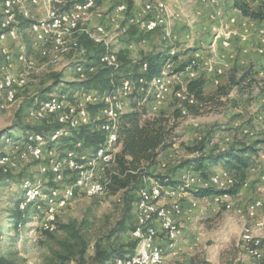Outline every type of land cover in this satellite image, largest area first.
Segmentation results:
<instances>
[{"label":"rangeland","instance_id":"rangeland-1","mask_svg":"<svg viewBox=\"0 0 264 264\" xmlns=\"http://www.w3.org/2000/svg\"><path fill=\"white\" fill-rule=\"evenodd\" d=\"M47 1L40 0L41 10L33 7L30 0H25L24 4L36 18L40 13H45ZM158 1L169 6L165 31H143L141 23L150 15L143 12L138 0H112L111 3L96 0V8L85 26L103 40L107 52L117 55L115 71L122 77L120 85L125 80L124 77L132 79L138 85V79L143 76L138 79L134 77L143 57L155 53L170 56L162 71L171 74L173 84H166L162 93L147 87L141 93L138 90L139 93L124 98L123 113L133 110L145 113L141 117V123L164 116L170 120L169 125L174 127L175 144L161 155L156 172H153L163 178V183L156 177H151L145 184L152 187L167 184L165 181L168 180L170 186L179 191V197L182 198L180 203H173V211L180 212V217L183 214L186 217L179 221L183 230H193L189 232L193 241L186 246L187 253L192 256L191 264H243L247 255L242 245V233L246 225H250L256 217L248 216V207L253 202L264 199V180H261L264 170V19L261 18L264 15V0ZM116 5H124L126 10L118 12L116 9L119 6ZM245 5L249 9L243 12ZM2 6L3 3L0 5V13ZM258 15L261 16L258 18ZM123 28L127 29L124 34L121 32ZM16 29L17 38L0 41V69L6 67L14 75L26 74L27 79L26 85L18 90L13 103L5 104L4 95L0 100V132L6 131L0 141V157H7L0 165V175L11 176L0 185V255L17 253L23 264H59L54 262L55 254L63 250L60 241L67 240L59 226L76 224L89 242L84 264H98L94 259L98 244L102 249L113 251L132 241L136 204H132L130 214L127 208L128 198L135 195V192H120L116 195L105 193L97 197L73 192L65 205L56 208V221L52 230L48 231L39 228L46 218L47 201H33L26 211L27 223L22 228L17 227L21 220L16 215L25 200V180H29L32 186L39 187L45 198L57 192L60 199L64 190L72 186L75 178L65 166L68 154L74 153V150H69L73 143L62 141L68 136L48 142L39 160H34L27 152L24 156L22 147L27 146V137L40 134L36 129L42 125L55 123L50 118L46 122L36 121L31 117L30 111L51 96H65L73 101L74 96L80 95L79 93L109 92H82L75 88L76 82L87 78L85 72L77 71V66L85 63L89 54L84 46H81L82 55H68L54 63L51 56L42 55L40 36L33 35L28 27H20L19 17ZM227 32H231L229 45L223 44ZM162 33H166L165 36ZM3 48L10 52V63L2 54ZM22 55L25 61L20 60ZM182 66L185 68L181 71ZM131 70L134 71L133 75L126 73ZM198 78L206 83L205 98L198 103L193 96L187 94L194 100L192 106L187 107L188 105L181 103L177 94L182 91L188 93L187 83ZM154 94H162L161 103L155 105ZM96 110L93 109L94 112ZM177 111L179 117L175 118ZM94 112L91 118L97 122L100 118L99 109L97 113ZM94 126V123L91 124V127ZM92 130L93 128L90 131L94 133ZM43 135L49 136L47 133ZM69 137H73V134ZM7 138L14 141L8 142ZM16 143L20 144L15 146ZM200 143H204L207 151L219 152L244 145L255 146V158L253 161L251 157L245 179L229 199L220 205H215L213 196L196 197L194 193L201 189L218 192L211 186L202 187V184L206 180V183L209 182V176L212 180L221 171L226 172L223 164L208 169L205 177L180 169V165L190 159L189 149ZM82 147L79 149L76 145L75 152L91 156L93 150ZM120 150L119 144L117 153ZM57 165L60 167L59 172L56 170ZM114 172L115 164L110 167L108 174ZM50 173L53 174L52 177ZM191 175L194 178L200 177L205 182L200 184L196 180L191 184L186 183ZM63 180L65 183L62 184ZM235 180L236 185L239 179L236 177ZM263 216L264 213L258 211L257 217ZM113 262L107 264H114ZM66 264H79V259L73 257Z\"/></svg>","mask_w":264,"mask_h":264},{"label":"bare ground","instance_id":"bare-ground-1","mask_svg":"<svg viewBox=\"0 0 264 264\" xmlns=\"http://www.w3.org/2000/svg\"><path fill=\"white\" fill-rule=\"evenodd\" d=\"M24 1L25 0L3 1V9H1L2 19L0 22V26L1 30L5 33L2 35L1 39L5 40V38L7 37L8 28L10 38H17L16 25L18 24V15H21L25 20L30 21L28 28L33 35L40 36V30H38L37 24L35 23L36 18L33 17L34 14L31 13V11L28 9L26 3L24 4ZM106 1L108 3L112 2V0ZM30 2H32V0H30ZM138 2L143 8V12L146 15H150L147 18L145 17L143 23H141L143 31L147 32V29H155V22L157 30L163 29L165 31L168 21L169 6L167 7L165 3L159 2L158 0H138ZM95 8L96 0H83L81 2L71 0H48L44 14L46 16H53L54 22H60V26H58V31L42 33L43 41H54L51 45H47L46 47L41 46L42 55H48L49 57L51 56L54 63H58V61H60L63 57L71 54H74L75 57H77V55L80 56L81 52H83L79 44L80 35H86L94 43L104 45L105 43L103 42V40L95 36L94 33L85 26V23L89 20ZM116 10L118 12H124L126 10V7H117ZM121 32H123L124 34L127 32V29L123 28ZM225 34L226 35L223 44L229 45L230 38L228 37V32ZM167 35H169V33H167ZM2 54L6 58L7 62L10 63V52L6 49H3ZM20 60L25 61L23 55L20 57ZM117 60V55L115 53H111L110 51L102 56L100 63L107 68H113L117 63ZM142 69L143 72H145V64L143 65ZM93 70L94 69H91L90 71ZM77 71L80 73L84 72L81 66H77ZM0 74L1 87L4 90H8L6 102L13 103L18 94V90L22 89L26 85V74L14 75L10 73L6 67L0 69ZM166 74L167 73L165 71H162L160 75L154 77L151 81L140 78L137 81L138 85H136L131 79L126 78V82L125 80L122 81L121 86L118 88V90L110 94H99L96 92H92V95H90V92L79 93L80 95L74 96L75 99H72L73 101H70L71 99L69 100L65 96H58V98H56L57 96H52L50 99L41 103L38 107L30 111L31 117L36 119V121H43L50 118L53 122H57L63 126L62 129L53 131L48 137H43L37 134H32L27 137L26 145L36 146V150L35 148L27 149V153L33 156L34 160H39L42 157L44 146L48 142H54L60 140L64 136H69L73 131L78 130L84 125H91L94 123L95 127L104 134L105 139L98 146V148L94 152H92L91 156H86L84 154L80 155L79 153L77 154L75 152V160H81L80 169L78 165H72L74 162V153L71 152L68 154L65 166H67L71 173L75 174V178L72 186L64 190V194L61 195L60 199H58L57 192L48 195L49 198H45L44 193L39 187H34L29 180H25L23 182L25 200L19 207L20 212H25L27 208L32 206L33 201L41 199L48 202L47 210L45 211V216L47 218L48 209H53L57 201L66 202L71 197L74 190L88 197H97L99 195L105 194L106 186L100 187V189H91V191L88 192L83 191V188L84 186L91 185V177L94 175V172H98V164H103L104 159L105 163L103 164V171H107L108 169H110V167L114 163L115 155L117 153V147L119 146L118 124L119 118L123 114L124 98L133 93H139L138 90H140L141 93V90L143 92L147 87L157 89L162 93L166 87ZM83 75L85 74L83 73ZM83 80L85 79H82L81 81ZM2 95L4 94L0 92V98L2 97ZM177 97L182 100L186 99L184 91L178 93ZM190 103H193V101H191ZM56 104L58 111H56L55 109ZM91 106L99 107L98 116L100 115V118L97 122L91 118L92 112L89 109ZM40 108H42V110ZM109 126L111 127L109 128ZM8 140V142H11L10 139ZM19 144L20 143H16L15 146H18ZM77 146L80 148L81 144L78 143ZM18 151H21V149ZM25 154L26 151L24 152V156ZM6 160L7 157L1 156L0 165L3 164ZM56 170L57 172L60 171L59 165L56 166ZM197 178L198 177L194 178V175H191L187 178L186 183L191 184V182H194L196 180L200 184L205 182L202 179L198 180ZM212 181H214V184L205 185V183L207 182L206 180V182L202 184V187L207 188L211 186L215 188V190L225 192L233 184L232 177L224 171H221V173L215 175L212 178ZM165 183L169 184L168 180L165 181ZM167 184H156L152 187L145 186L140 190L139 199L136 203L135 211L137 229L139 230L138 237L134 238V240H136L138 243L137 248L132 256H129L122 260H116L114 264H133L134 262H138V264H166V251L164 252V249L162 247L163 245L161 246L162 233L153 234V227L148 225L147 220H150L151 223L156 224L158 227H164L163 236H170V241L173 242V244L178 243L180 233L174 232V224L166 225L165 213H169V208L162 205L161 202L166 198L171 199V197L167 191H162V185L166 189H171V191H179ZM229 197V195H226V197L215 195L212 198L215 205H220L226 199H229ZM147 202L149 210L145 208L147 207ZM257 210L258 206H255L254 204H251L248 207V212L251 216H254ZM55 221L56 216L49 217L48 223H44V228L52 230ZM256 222L253 225H246V228L244 229L241 237L243 248L248 256V264H264V219L262 218V221ZM26 223L27 222L25 221L19 222L17 227L22 228L26 225ZM149 240H153V247L151 249H149ZM168 249L172 253L173 245H168ZM161 254H163L164 256L159 257V255ZM251 256L260 257L251 258Z\"/></svg>","mask_w":264,"mask_h":264},{"label":"trees","instance_id":"trees-1","mask_svg":"<svg viewBox=\"0 0 264 264\" xmlns=\"http://www.w3.org/2000/svg\"><path fill=\"white\" fill-rule=\"evenodd\" d=\"M3 1L4 0H0V5L3 3ZM79 1L81 2L83 0ZM248 9L249 8L247 7V5H245L243 12L247 11ZM260 16L261 15H258V18ZM18 17L21 28L24 29L26 27H29L30 21L25 20L23 17L20 18L19 15L17 16V18ZM261 18L264 19V15H262ZM1 19L2 14L0 13V20ZM4 33L5 32L1 30L0 26V41ZM79 44L80 46H84L89 53L87 61L79 65L82 67L85 74H87V78L84 81L76 82L74 85L75 88L82 92L91 90L109 92L99 94H110L116 92L115 89H117L120 85V81L122 78L121 75H119V73L115 71V67L107 68L100 63L102 56L107 53L106 47L94 43L86 35H81V37L79 38ZM169 60L170 56L162 53L150 54L143 57L141 62H139L138 71L135 73L134 79H138L140 76H143L140 78H144L147 81H151L154 77L162 73L163 67L167 64ZM144 64L146 65V70L145 72H142L141 67ZM184 68L185 66H182L181 71L184 70ZM91 69L94 70L92 72H89ZM126 73L133 75L134 71L131 70L127 71ZM205 84L206 83L202 78H198L194 81H189L187 83L188 93L185 94L184 91L186 99H180L181 103H184L186 106L188 105L187 107L192 106L191 104L193 103L190 102L194 100L190 96H193L198 103L203 101L205 98ZM187 94L190 96H188ZM1 99L2 98H0V100ZM94 108L97 109L95 112L93 111ZM98 108L99 107L97 106H91L89 109L91 112L96 113L98 111ZM143 114L145 113H140L138 111L133 110L129 113H123L119 118L118 144L121 145V150L115 155V160L113 163L115 164V172L111 175H109L107 172L104 175V183L107 184L105 185V193H108L110 195H116L120 192H125V194H129V192H135V195H133L135 196L134 198L133 196L131 198H128V214H130L132 210V204L135 205L137 203L139 199L140 190L146 186L145 183L148 178L156 177L158 180L161 181V183H163V178L154 175V173L156 172V168L159 164L161 155L167 150L171 149L175 144V142H173L174 127H171L169 125V119L165 118L164 116H160L157 118L155 117L153 119L145 120L143 123H141V117ZM178 117L179 111H177V113L175 114V118ZM47 120L50 121L49 119H46L45 122ZM62 128V125L55 122L49 125H42L41 127H39V129H36V132L40 133L37 135L48 137L43 134L47 133L50 135L53 131ZM92 128L94 129L92 130L94 131V133L90 131V129ZM78 130L73 131L74 133L72 132L69 135L71 136L73 134V137L68 136L67 138L62 140L73 143L72 147L69 148V150H74L76 144L81 142L82 144L80 148L83 145L84 148H89L94 152L105 139L104 134L99 131L95 126L91 127V125H84L82 126L79 132ZM5 134L6 131L0 132V141ZM10 138L12 137L10 136ZM10 141L14 140L10 139ZM189 153L190 159L182 163L180 165V169H186L189 172L200 174L201 176L205 177L204 174L208 169L218 164H223V167L226 169V173L230 175L233 179V184L228 189L230 190L229 193L232 194L235 192V190L239 188L240 183L245 179V171L249 168L251 163V157L252 155L256 154V151L254 145H244L238 148L229 149L224 152H219L216 150L207 151L204 143H200L198 146L190 148ZM107 171H109V169ZM232 173H234L233 175L235 176V178L237 177L239 179L238 184L236 185V180ZM50 175L51 177L53 176L52 173H50ZM10 177L11 176L9 174H6L5 177L0 175V185L4 184V181ZM63 183H65V180H63L62 184ZM170 183L174 184L173 182ZM167 185L170 186V184ZM54 186L57 187L56 184ZM223 194L224 192H213V190L210 189H201L194 193L196 197H207ZM76 195L79 196L77 193ZM27 210H29V208H27ZM19 211L16 215V218L19 221L21 220V222H24L26 219L27 212H21L23 214L21 215ZM122 226H124V224ZM59 229L66 234L67 240L60 241L63 250L55 254L54 262L59 264H66L71 261L73 257H78L79 264H84L86 262L85 253L89 248V242L83 235L82 230L77 227L76 224L60 225ZM137 244L138 243L136 240H132L129 243L120 245L117 249L113 251L102 249L101 246L98 244L96 246V253L94 259L98 264H107L113 261L115 262L116 260L125 259L134 254L137 248ZM0 264L23 263L18 258L17 253L9 252L7 255H0Z\"/></svg>","mask_w":264,"mask_h":264},{"label":"built area","instance_id":"built-area-1","mask_svg":"<svg viewBox=\"0 0 264 264\" xmlns=\"http://www.w3.org/2000/svg\"><path fill=\"white\" fill-rule=\"evenodd\" d=\"M31 4H33V7L41 10L40 0H32ZM116 6L124 7L121 5H116ZM35 23L37 24L38 30H40L39 46L46 47L47 45H51L54 41H42V33H49L50 31H58V26H60V22H54L53 16H46L44 13H40L39 15L36 16ZM155 31H157L156 22H155V29H147V33H153ZM228 37L231 38L230 32H228ZM6 41H10L9 28H8V35L5 38V42ZM124 78H125V82H126V77H124ZM165 84H173L171 74H166V83ZM0 92H2L4 94V99H5V104H6V98L8 96V90H4L1 87V74H0ZM90 95H92V92H90ZM154 98H155V105L162 102V100H160V96H156L154 94ZM40 109L42 110V108H40ZM55 109H56V111H58L57 110V104H56ZM117 114H118V112H117ZM110 127L111 126H109V128ZM22 148H24V151H26V152H27V148H35V150H36V146H23ZM75 150H76V147L74 149V162L72 165H78L79 169H80L81 160H75ZM42 155H43V152H42ZM104 163H105V159H104L103 164ZM103 164H98V172H94V175L91 177V185L90 186H84L83 191L88 192V191H91V189H100V187H104L105 185H107L106 183H104V174H106L108 171H103ZM73 175H75V174H73ZM198 180H200V177H198ZM208 184H214V181L211 180L210 176H209V182L205 183V185H208ZM192 189H193V186H192ZM192 189H191V191H192ZM74 191L76 192V190H74ZM162 191H167L168 194H170V197L172 199V206L169 207V213H165L166 225L167 224H174V232H179L180 237H181L182 227L179 226V220H178V218L180 216V212H174L173 211V203H180V199L182 197L178 196V192L171 191V189H166L163 187V185H162ZM229 191L230 190L226 191V193H224V195H218V196L226 197V195H231L229 193ZM67 202H68V200L66 202H58L57 201L55 203V207L53 209H48V217L43 221V225H40V227H39L40 230L48 231V230H44V223H48L49 217L56 216V208L58 206H62L63 204H66ZM252 204H254L255 206H258V209H262V201L261 200L255 201ZM159 206H160V200H159ZM145 208L147 210H149L148 202H147V207H145ZM263 219H264V216H263ZM258 221H262V219H260ZM147 223H148V225L153 227V234L162 233V240H161L162 245L163 244H165V246L166 245H173V252H180L179 244H173V242L170 241V236H163L164 227H158L156 224L151 223L150 220H147ZM138 233H139V230L137 229V221H136L135 227L131 232L132 240H134V238L138 237ZM152 247H153V240H149V249H151ZM163 256H164L163 254L159 255V257H163ZM252 257H260V256H251V258ZM133 264H138V262H134Z\"/></svg>","mask_w":264,"mask_h":264},{"label":"crops","instance_id":"crops-1","mask_svg":"<svg viewBox=\"0 0 264 264\" xmlns=\"http://www.w3.org/2000/svg\"><path fill=\"white\" fill-rule=\"evenodd\" d=\"M3 49H6V48H3ZM2 49V50H3ZM22 74V73H21ZM255 155V154H254ZM252 155V158H253V161H254V158L255 156ZM254 156V157H253ZM262 165L264 166V155L262 156ZM262 179L261 180H264V170L262 171ZM258 177V176H257ZM262 182V181H261ZM256 200V199H255ZM263 201V207L262 209H258L257 212L255 213V219H253L250 223V225H253L256 221H258V219H262V218H258L257 215H258V211H262V213H264V199H262ZM168 201V202H166ZM162 205L166 206V207H170L172 206V200L170 198H166L164 199L162 202H161ZM182 205V204H180ZM181 214V213H180ZM248 216H251L250 213L248 212ZM254 217V216H252ZM186 219V217L184 216V214L179 218L178 220L181 222L182 220ZM189 232H193V230L191 228H186L185 230L182 229V235L179 239V248H180V252H170V250L168 249V245L165 246V244H161V246L163 247L164 249V252H165V263L166 264H191V257L188 253H187V249H186V246L190 244L191 241V237L189 236ZM178 254V255H177ZM176 255V256H175ZM247 255V254H246ZM244 262V261H243ZM243 264H248V256L246 257V261L245 263Z\"/></svg>","mask_w":264,"mask_h":264}]
</instances>
